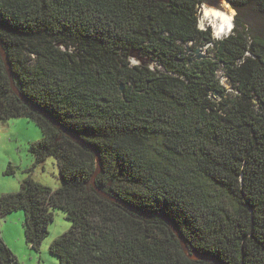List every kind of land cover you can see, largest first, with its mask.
<instances>
[{
	"label": "trees",
	"instance_id": "1",
	"mask_svg": "<svg viewBox=\"0 0 264 264\" xmlns=\"http://www.w3.org/2000/svg\"><path fill=\"white\" fill-rule=\"evenodd\" d=\"M226 1L233 26L215 39L202 0H0L29 102L0 54V121L32 120L34 164L53 156L61 178L0 194L32 249L59 208L58 264H264V32L239 15L264 16V0ZM206 44L213 56L195 57ZM0 264H22L1 235Z\"/></svg>",
	"mask_w": 264,
	"mask_h": 264
},
{
	"label": "rangeland",
	"instance_id": "2",
	"mask_svg": "<svg viewBox=\"0 0 264 264\" xmlns=\"http://www.w3.org/2000/svg\"><path fill=\"white\" fill-rule=\"evenodd\" d=\"M206 9L228 14L232 24L236 11L224 0H202L198 4V27L205 28L208 26L211 35L215 39L227 34L228 32H225V29L222 28H228V26H225L224 22L221 23L216 14L205 15ZM239 15L243 22H249L252 28L264 32V16L250 9L242 10ZM186 46L187 53H192V44L188 43ZM195 48H198V53H193L194 56L200 53L213 56L210 44L195 46ZM130 61L132 63L136 62L134 58H131ZM220 83L226 88L228 87L223 77L220 78ZM41 137L40 128L32 120L25 117L0 121V194L17 191L20 181L26 176H30L35 181L51 189H55L61 184L55 158L47 156L42 163L34 164L33 157L28 151L29 143ZM50 211L52 219L47 225L48 233L42 238L37 251L25 242L22 230L23 213L21 210H11L0 216V235L20 263L58 264L57 256L49 251V244L56 236L70 227V222L65 218L61 209L51 208Z\"/></svg>",
	"mask_w": 264,
	"mask_h": 264
},
{
	"label": "water",
	"instance_id": "3",
	"mask_svg": "<svg viewBox=\"0 0 264 264\" xmlns=\"http://www.w3.org/2000/svg\"><path fill=\"white\" fill-rule=\"evenodd\" d=\"M224 1H226V0H224ZM227 2V1H226ZM228 3V2H227ZM186 51H187V47H186ZM194 53H198V48H196L195 50H194ZM0 54H1V56L3 57V60H4V63H5V67H6V70H7V72H8V76H9V80H10V86H11V88L13 89V91L15 92V93H17L20 97H21V99H23L25 102H28V101H26L18 92H17V90H16V88H15V86H14V84H13V81H12V77H11V72H10V68H9V63H8V61H7V58H6V56H5V53H4V51H3V49H2V47H1V45H0ZM197 58L198 57H200V56H203V57H206L207 55H205V54H202V53H200V54H197V55H195ZM29 103V102H28ZM33 106V105H32ZM40 110V109H39ZM42 113H44L42 110H40ZM44 115H45V117L48 119V120H50L54 125H56L57 127H60L52 118H50L47 114H45L44 113ZM65 131V130H64ZM76 139V138H75ZM77 140V139H76ZM96 153V152H95ZM96 161H97V165H96V171L95 172H97L98 171V169H99V165H100V163H99V160H98V154L96 153ZM95 172H94V174H95ZM91 182H92V184L94 185V183H93V176L91 177ZM95 187V186H94ZM95 189L100 193V194H102V195H105L100 189H98V188H96L95 187ZM168 224L170 225V227H171V229L175 232V234H176V236L179 238V240H180V242H181V245H182V248L186 251V247H185V245H184V243L182 242V240H181V238H180V234H179V232H178V230L176 229V228H174L169 222H168Z\"/></svg>",
	"mask_w": 264,
	"mask_h": 264
},
{
	"label": "bare ground",
	"instance_id": "4",
	"mask_svg": "<svg viewBox=\"0 0 264 264\" xmlns=\"http://www.w3.org/2000/svg\"><path fill=\"white\" fill-rule=\"evenodd\" d=\"M225 3H227L226 1H224ZM207 12H205V15H212L213 14H216L217 15V19L220 18L221 20V23L224 22V24H226L225 26H232V21H231V18H229L230 16H228V14H225L224 12H219V11H216V10H213V9H210V10H207ZM222 29H227V27L225 28H222Z\"/></svg>",
	"mask_w": 264,
	"mask_h": 264
},
{
	"label": "clouds",
	"instance_id": "5",
	"mask_svg": "<svg viewBox=\"0 0 264 264\" xmlns=\"http://www.w3.org/2000/svg\"><path fill=\"white\" fill-rule=\"evenodd\" d=\"M232 26H233V24H232ZM232 26H231V27L229 26V27L225 30V32H228V33H229L230 30H231V28H232ZM221 31H222V30H221ZM228 33H227V34H228ZM227 34H225L224 36H226ZM222 37H223V36H222ZM222 37H220V38H222ZM220 38L217 37V39H220Z\"/></svg>",
	"mask_w": 264,
	"mask_h": 264
}]
</instances>
